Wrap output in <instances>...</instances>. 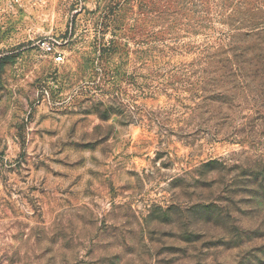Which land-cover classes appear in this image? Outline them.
<instances>
[{"label":"rangeland","instance_id":"1","mask_svg":"<svg viewBox=\"0 0 264 264\" xmlns=\"http://www.w3.org/2000/svg\"><path fill=\"white\" fill-rule=\"evenodd\" d=\"M4 53L0 264H264V0H0Z\"/></svg>","mask_w":264,"mask_h":264},{"label":"trees","instance_id":"2","mask_svg":"<svg viewBox=\"0 0 264 264\" xmlns=\"http://www.w3.org/2000/svg\"><path fill=\"white\" fill-rule=\"evenodd\" d=\"M14 59V56L11 53H4L0 55V73L5 69V67L12 62V60ZM262 173H264V168L262 169ZM260 174V173H259ZM261 176V175H260ZM212 207L211 209L208 208L206 211H202L200 209L197 208L198 212L202 213V214H206L204 212H208V217L209 218H214L215 214L218 212V210L214 211V213L212 214ZM220 215H217L216 217V223L217 224H222V226H214L215 228H219L221 232L220 237L218 240L222 241H233V240H237L239 239L241 236H243L244 234H246L245 232L241 231V229L239 227H235L234 222H232L231 217H226L225 215L222 214V212L219 213ZM205 228H201V231L198 232V235L200 234H204L205 232ZM186 234V233H185ZM196 233H193L192 236H196L197 234L194 235ZM204 236V235H203ZM205 238V237H203Z\"/></svg>","mask_w":264,"mask_h":264},{"label":"built area","instance_id":"3","mask_svg":"<svg viewBox=\"0 0 264 264\" xmlns=\"http://www.w3.org/2000/svg\"><path fill=\"white\" fill-rule=\"evenodd\" d=\"M43 46H44L45 48H47L48 51L52 52V50H53L52 47L46 45V43H43ZM57 60H58V61H61V60H62V57L59 56V57L57 58Z\"/></svg>","mask_w":264,"mask_h":264}]
</instances>
